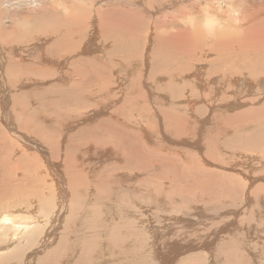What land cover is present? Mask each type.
<instances>
[{
    "label": "rangeland",
    "instance_id": "rangeland-1",
    "mask_svg": "<svg viewBox=\"0 0 264 264\" xmlns=\"http://www.w3.org/2000/svg\"><path fill=\"white\" fill-rule=\"evenodd\" d=\"M19 1L21 3L18 2V0H0V6L3 8L0 10V23L2 22L3 24L5 21L7 22L4 23V25L0 24V27L5 28V30L7 29L6 32H9L12 31L10 27L12 28L18 25L17 27L20 33L25 32L23 36L27 35L31 37L30 41L25 37L21 39V42L18 39L16 40L19 41L18 43L13 40V37L9 38L6 36L8 40L14 41L13 51L3 46L4 41L1 40L3 36L0 37V64L3 63L0 65V96H6L4 102L5 104L7 103V108L2 107L1 110L0 97V139L6 141V146L0 149V151L2 150L6 153L2 154L3 152L1 151L0 160L4 157H11L9 160L11 163L8 169L3 166L0 167V174H2L0 175V255L13 256L12 258L11 256L8 257L12 260L8 259L10 263L7 264H37V262L39 263V257L46 255L48 251L60 247L63 248L64 256H62V260L64 263L61 260L58 264H71V261H68L69 259L75 263V261L81 257L80 255L84 254V251H82L84 243L90 250L91 247L98 246L99 252L96 253L95 250L93 251L94 254L92 253V255L94 256L91 264H264V150H261L264 149V146L258 143L256 145L258 149H253L254 147L252 145L254 144H249L247 141L252 140L253 135L256 136L259 129H253V119L251 118H248V120L245 117H238L236 118L237 120H233L232 118L226 120L227 123L224 122L222 124L217 120L219 114L223 116H232L240 112H248L249 108L251 109L250 111L254 110L257 112L255 105H258V103L250 104V99L253 97L260 100L261 97L259 93L261 90H257L259 93L255 91L256 93L254 95L245 93L239 96L238 100L241 107L236 108L235 111H233L234 113L232 112L233 114L224 110H219L220 113L216 114L214 112L217 111L218 103L204 105L202 103L205 102H199L198 99H195L193 109L189 111L190 109H188L187 104L191 103L189 102L191 99V89L194 90V92H198L199 97L203 96V89L199 87V84L193 85L194 89L191 85V80L193 83L196 81L195 77L198 76L195 71L198 69L201 70V67L205 69L209 68V66L212 65H210V63L214 60V57L216 58L218 56L213 52L210 53L214 55L206 54V51H202V54L198 53L194 58L195 60L188 64L190 71L182 76L183 78L185 76V79L182 81L177 79L174 82L177 89L180 88L179 92L181 93L175 98L177 104L174 103L177 107L184 106L186 116H188L189 112L193 113L188 116L194 119L192 122L195 121L194 124H196L194 125L192 123L193 125H191V128L201 127L202 130V133L194 134L192 133L194 131L192 128L190 134H183L185 135L183 138H186L185 140L190 144V147H183L182 144L177 143V140L180 139L179 136L182 137L183 135L177 134L178 138L177 135L173 134L167 128H158L163 120L158 116L156 117L155 113L156 109L161 112L160 109L162 104L160 103L157 107L154 104L151 105V101H147L158 96L161 98L162 103L164 100V104H166V98L168 97H165L164 93H161L159 96L154 89L155 84H163V82H165V74L164 71H162L164 70V66L159 69V79L155 82L150 79L152 75V70L149 69L152 67L150 54L154 47L153 41L156 33L164 30L157 26V24H160L157 1L152 0L153 4H151L147 3L148 0H146L144 3V7L148 13L145 10L142 13L150 23L148 26L146 24L147 29L145 28L140 31V49H138L137 55H129L125 51L117 50L113 38L109 37L107 40L100 34L102 33L105 35L103 31L105 28H108L107 21L112 23V25L118 23L119 17H117V13L111 8L124 5L122 1L128 4L134 0H104L101 5L96 2L99 0ZM190 1L193 5L197 3L198 6L199 3L197 1L203 2H200L201 9L207 6L202 0H189V2ZM215 1L216 3L213 5L215 11H219V4H217V1L220 3V0ZM41 2L47 4V8L52 5L56 10L53 12L44 11L43 6L45 5L42 6ZM180 2L183 4L182 0H177V3ZM14 3L17 4L15 8L13 7ZM96 3H98V5H95ZM168 3L169 2L166 1L165 5L162 4L160 6L162 12L170 14V10L177 8V6L183 7L182 5L173 3L172 8H169ZM34 4L35 6H33ZM235 4L236 3H234V5ZM33 8L34 10H30ZM83 10L88 12L87 16L89 19L86 18L88 22L86 23V29L83 33L84 37L83 40L78 43L77 50L72 53V55L63 54V52L61 53L60 51L54 52L56 36L51 30L56 28V30H58V36L62 35V33L64 34L65 31H69L73 43H76V41L79 40L82 24L85 23L80 16V12ZM194 10V8L189 10V12H187L188 16L185 15V19L184 17L179 18L178 21H180L179 24L183 29L187 26L189 32L200 37L201 40H198L204 43L212 40L209 38V35L223 30L222 27L224 25V27H226L230 24L223 15L222 17L224 20L219 18L222 20L218 22L217 19V23L215 16L212 17V11L207 13V10H201L202 12L195 11L196 13H194ZM236 10L237 7L234 10L229 9L230 17H227V19H229L228 21L232 20L231 22L237 27V34L241 32L240 25H238L241 22L236 20L237 17L235 16L238 14L241 15V10L235 15ZM15 11L21 12L17 13ZM7 12L10 13L8 14ZM53 13L58 15H54ZM95 15L97 16L95 17ZM71 17L75 19L71 20ZM100 17L104 18L106 21L104 29H101L99 25ZM211 17L213 19H210ZM261 17L264 18V15L260 16V20L262 19ZM24 18L29 21H26ZM21 19L24 20L20 21ZM23 21L25 22L24 24L22 23ZM5 25L8 27L6 28ZM109 29L110 32L120 30L118 26L110 27ZM170 30L172 32V29ZM44 32L49 33V35L41 37ZM195 41H197V39H195ZM59 52L61 54H59ZM135 55L137 56L136 59L134 58ZM93 58H99L98 60L104 63L103 65L106 69H111V72L108 78L102 81L93 79L94 81L92 82L88 79L86 81V88L89 84L92 87L87 89V93L84 94H95L101 91H108L104 97L111 98V94L116 96L113 97L115 99H113L114 102L112 101L114 103L113 106L111 105L112 103H109L108 107H111L110 109H104L106 110L104 111L101 108L98 113H95V110L91 108L81 110L78 108L76 99H73L71 103L67 102L68 95L64 93L66 83L64 81H59V79H65L66 74L70 71L69 66L72 62L75 60H90ZM61 62L65 67L60 70L57 66H59ZM21 63L30 66L20 68V72L15 73L16 79H13V77L9 76V69L12 64L19 65ZM221 70L222 69H220V73L217 75L222 74ZM6 71L8 73H6ZM47 71L55 72V75L49 77L50 79L48 77L46 78L44 73ZM192 72L196 74V76L193 75ZM99 84L104 86L103 90L99 89ZM67 85L69 86V84ZM183 85L186 87L182 88ZM138 86L141 87L139 88ZM91 90L93 93H88ZM146 90L149 91L146 92ZM46 91L49 92L43 94ZM151 92L152 94H150ZM27 94L30 95L29 101L27 103L18 102L16 106H18L19 109L15 108L14 104L16 101H21L22 97ZM139 94H144L145 99L136 100ZM149 94L150 96H148ZM155 94L157 96H155ZM151 95L153 96L151 97ZM129 96H133L131 99H135L133 101L134 105L132 104V107H129V103L125 102L126 107L124 112L127 111L128 113H126L128 115L131 114L130 116L133 118L132 121L134 123L140 121L141 123L139 122V126H142L146 132L147 130L148 132L150 131L148 136L144 137L143 135L144 139L150 135L152 139L159 138L164 141L163 145L169 147L160 148V152L172 153L174 148H184L190 155L192 154V157L198 160L200 166L206 171L217 170L224 175L233 176L232 179L235 181V185L233 186V190L235 191L233 195L231 192L223 196V193H225L224 191L221 193V189H219V191L218 188H213V191L216 190L217 192L215 191L216 193L209 194V197L214 200V202H193L194 199L189 202L188 200L190 199L186 198V196H183L184 198H179L175 195H166V200L164 198H158L156 200L154 196L156 193L158 194L156 187L162 184V179H155L153 183L156 174L153 175L147 170L141 174L136 172V175L130 180L131 185L128 187L127 181L124 179L128 177V173L132 170L131 165L134 163L136 166L146 164L143 159L145 154L142 153L141 156H138L135 151V149L138 148V143L135 144L137 135H130L127 137L101 135L107 140L105 146L108 149L100 150L97 153L95 152L96 150L91 149L92 158L89 159V161L77 155L87 154L84 153L86 151V144L93 138L91 139L89 135L85 137L82 133L92 126L94 127L96 123H93L98 121L92 118H95V116H98L100 113L106 114L107 111H111L113 108L115 109L114 106H116L117 109L120 105L121 108V104L125 101L124 99L126 97L129 99ZM116 101L118 104L115 103ZM146 102H148V104ZM145 106L151 109L147 108L149 114L142 111ZM152 106H156V109ZM133 107H136L137 111H132L134 109ZM152 108H154L153 111ZM120 110L121 109L118 108V111ZM182 110L184 111V109ZM67 112H69V115ZM70 112H73L72 114L74 115L71 116L72 114ZM140 112H143V114ZM58 113H67L69 117L74 118L68 121H66L67 118H65L64 121H62L55 116ZM27 114L32 117V123L35 125L36 130L45 129L47 133L44 132L43 135H40L36 130H33L30 134V129L28 131L22 130L19 124L20 122H24L21 121V119L28 117ZM146 114L149 116L147 119L145 116ZM48 115L52 117H50L51 119L60 120L61 125L59 124V127L55 128L58 134H56L54 138L49 137L53 135V132L48 133L50 123L48 125V122L44 120ZM197 116L200 119L199 121H197ZM208 116H211L210 118H213L214 121L209 119ZM127 118L131 120L129 116H127ZM207 119L210 123L207 122ZM13 120H15L14 123ZM214 126H218V128L222 129L225 128L218 131V128L216 130ZM142 128L141 131L142 134H144L145 131L142 130ZM206 129L210 132L209 134L205 131ZM160 130L163 131V135H166L168 138L171 134L172 140L175 141L172 142L173 145H168L169 143H165L166 141L163 140V137H159L158 131L160 132ZM167 131L168 133H165ZM233 132L238 133V135L241 133L240 136L242 137H238V140L234 137L232 139ZM251 132L252 134H250ZM186 133H189V130ZM4 135H7V138H4ZM201 136H203V138ZM98 137H100V134H98L95 139ZM220 137L223 139L221 140ZM193 139L195 142H192ZM209 140L216 146V153H210L211 150H207L210 148L206 143L208 141L209 144ZM235 140H237L238 143ZM225 141L228 144L225 143ZM239 141L240 143L241 141L244 143L240 145ZM195 144L201 147V152ZM147 145L148 147H153L150 143ZM243 147L245 150L242 149ZM76 150H79L80 153ZM122 153L131 154L132 158H130L129 161L125 160L123 163V161L118 158ZM84 160H86V163ZM187 160L188 159L183 160L181 163L177 164V166L181 168L182 165L186 164ZM88 165L93 168H90ZM189 165V169L194 170L192 169L193 166H191V164ZM4 168L6 169L5 171ZM134 169L136 171V168ZM176 169L181 172L177 167ZM78 174L81 176L78 177L79 182L76 183L77 185L72 184L70 176ZM195 174L197 175V170L196 173L194 172L193 176H195ZM7 176H9L10 179L8 183L4 182ZM34 176L37 179H35ZM27 179L31 181L29 182L28 180L27 182ZM187 180L191 181V178L188 177ZM180 183L182 186L186 185L185 180H182ZM99 185L102 187H98ZM164 186L169 187L170 183L165 182ZM10 187L12 189L17 188V190L14 195L8 196L7 190H10ZM21 190L23 191L21 192ZM97 190L100 191L98 192ZM79 191V197L73 195L74 192ZM170 191L171 189H168L166 193ZM199 191L207 196L205 190L201 189ZM99 193L103 196L101 197V194L99 196ZM173 194L177 195L178 193L173 192ZM105 195L106 198H103ZM137 195H139L138 200L135 201ZM96 197L99 200L94 199ZM16 200L19 201L16 202ZM184 200H186V202H183ZM123 201H127L126 205L122 203ZM78 202H83L82 204L84 206L81 204L83 208ZM146 202H155V204H146ZM92 218L94 222L89 225V221ZM82 228L83 230H80ZM79 231L81 232L79 233ZM65 234H67L66 237L63 236ZM89 235L92 237L90 238ZM87 240H89L90 243H88ZM40 242H44L45 244ZM137 243L138 246L135 248ZM140 244H143L145 247L143 246L144 248L142 249L139 246ZM174 246H176V248ZM16 248L20 251L18 255L13 253ZM138 248H140V251ZM82 261L84 264H89L84 260Z\"/></svg>",
    "mask_w": 264,
    "mask_h": 264
},
{
    "label": "bare ground",
    "instance_id": "bare-ground-1",
    "mask_svg": "<svg viewBox=\"0 0 264 264\" xmlns=\"http://www.w3.org/2000/svg\"><path fill=\"white\" fill-rule=\"evenodd\" d=\"M35 1L37 2L38 0H35ZM103 1L104 0H99V1H96V2H98L99 5H101V3ZM145 1L146 0H134L133 2H130L128 4H125V2L122 1L124 3V5L112 7L111 9L114 10L117 13V17H119V18H118V23L117 24L115 23V25H112V23H110L109 21H107V27L108 28H105V22H106L105 19L102 18V17H100L101 19H99L100 20L99 25H100L101 29H104L105 28L104 31H103L105 35H103L102 33H100L101 36L104 37L107 40L109 39V37L110 38H113L115 40L114 43L117 46L116 47L117 50H119V51H125L129 55H133V54H136L137 55L138 54V49H140L139 48L140 31L141 30H144L149 25V23H150V22H148V20H146V17L142 13L144 10L148 13V11L146 10V8L144 7ZM154 1H157L158 2L157 3V7H158L157 8L158 9L157 11H159L158 12V17H160V20H159V23L160 24H157V26H159L158 28H162L164 30L156 33L155 39L153 41L154 42V47H153V50H152V52L150 54V58L152 60V62H151V66L152 67L149 68V69L152 70V75L150 76V79L153 82H155L157 79H159L160 78V71H159V69L162 66H164V70H162V71H164V74H165L164 75L165 76V82H163V84H155V88L154 89H155V92L159 96H160L161 93H164L165 94L164 96L165 97L168 96V97L166 98L167 99L166 100L167 101L166 104H164V102H165L164 100H163V103H162L161 98H159L156 94H155V96H157V97H154V99L151 98V100L150 99L149 100L146 99V100L148 102L151 101L152 102L151 105L154 104L157 107H158V105H160V103L162 104V107L160 109L161 112H159L155 108L156 106H152V107H154L156 109V113H155L156 114V117L157 116L160 117V119L163 120V122H164V124L162 122L161 125L158 128H160V129H163V127L164 128H167L168 130H170L175 135H177V134H180V135L185 134L186 135V134H190L191 133L190 130L193 128V127L191 128V125H193L195 121L192 122V120H194V119H191V117H188V116H190V114L192 112H189L188 113V116H186L184 106H182V107H177L176 106L177 103L175 102L176 101L175 98L178 97L181 93L179 92V89L180 88L177 89V86L175 85L174 82L177 79L180 80V81H182L183 79H185V76H184V78L182 76L185 75V74H187L190 71V68H189L188 64L195 60L194 58L197 56L198 53L202 54V51H206L205 52L206 54H211L210 52H213L215 55L217 54L218 56L216 58L214 57V60L210 63V65L211 64L212 65L209 66V68L205 69V68L201 67V70H199L198 68H197L198 70L195 69L196 70L195 73L198 76H196V74H194L192 72L193 75L196 76L195 77L196 81H194L192 83V80H191L192 88L194 89L193 85H195V84L198 85L199 84V87L203 89V91H202L203 92L202 93L203 96L199 97L198 96V92H194V90L191 89V91H190V97H191V99L189 101L191 103H188L187 104L188 109H190L189 111H192L193 106L195 104V99H198L199 102H205V103H202L204 105H212L213 103H218V106H217V109H216L217 111L214 112L216 114L220 113L219 110H221V111H223V110L224 111H229V112L232 113L233 111H235L236 108L241 107V104H240V102L238 100V97L239 96L244 95L245 93L248 94V95H254L256 93L255 91H257L259 89V90H261L260 93L258 91L257 92L259 93V96L261 97V99L259 100L257 98H253V97H251V99H250V102H251L250 104L258 103V105H255L257 112L254 111V110L253 111H250L251 109L249 108V110L247 109L248 112L247 111L240 112V113L234 114L232 116H227V115L226 116H223V115L219 114V116L217 117V120L219 122H221V124H222V123L226 122V120H228V119H232L233 118V120H237L236 118H238V117H245V118H247V120H248V118L253 119V129H256V130L259 129V132H258V134L256 136L253 135L252 140H247V139L246 140L249 142V144H251V143L254 144V145H252L254 147L253 149H255V148L258 149V147L256 146L258 143L259 144L261 143L260 145L263 144V146H264V134H262V133H264V18L261 17L263 20L262 19L260 20V16L261 15H264V0H260V1L259 0H220V3H219V1H217L218 2L217 4H219L218 5L219 6V11H217V10L215 11V8L213 6L216 3L215 0H202L207 5L206 7H203L202 9H201V4H200L201 1H197L199 3V6H198L197 3L196 4L194 3L195 5H193V3H191V1L189 2V0H187V1L186 0H182L183 1V4H181V2L180 3H177V0H154ZM166 1L169 2L168 3L169 4V8H172V4L173 3H177L178 5H182L183 7H178L177 6V8H174V9L170 10L171 11L170 14H168L167 12H162L160 6L162 4L165 5L166 4ZM18 2H20V1L18 0ZM44 2H45V0H44ZM1 3H3V2H1ZM9 3H8V5H9ZM22 3H23V1H22ZM91 3H93V2H91ZM98 3H96L95 5H98ZM147 3L153 4L152 0H148ZM186 3H188V4H186ZM201 3H203V2H201ZM225 3H227V4H225ZM234 3H236V4L234 5ZM104 4H105V2H104ZM10 5H11V3H10ZM15 5H17V4L14 3V6H13L14 8H15ZM25 5L27 6V4H25ZM43 5H45V6H43ZM33 6H35V4ZM42 6H43L44 11H52L53 12L54 10H56V8L55 7H52V5H51V7L47 8V4L42 3ZM8 7H10V6H8ZM27 7H29V6H27ZM39 7H41V6H39ZM190 7H191V9H190ZM236 7H237V10L235 12V15L238 14V12H240V10H241V13H240L241 15L238 14V15L235 16V17H237L236 20H239L241 22V23L238 24V25H240L241 32H239L237 34H236L237 27L234 26V24L231 22L232 20L231 21H228L229 19H227V17L228 18L230 17L229 16L230 15L229 9L230 10L231 9L234 10V9H236ZM70 8H72V7H70ZM193 8L195 9L194 10V13H196L195 11L202 12L203 10H207V13H210L212 11L214 13L213 14L211 12V14L213 15L212 17L215 16L216 22H217V19H218V22L220 20H222L223 19L222 15H223V16L226 17V21L227 22H230V24L227 23L228 24L227 25L228 27L227 26L224 27L225 26L224 25L222 27L223 30L218 31V32H216L213 35L212 34L209 35V38L212 39V40H214V41L211 40V41H207L206 43H204V42L200 41L201 40L200 37L195 36L191 32H189V29L187 28V26L185 27V25H184V27L186 29L185 28L183 29L181 27V25L179 24L180 21H178L179 18H183L184 17V19H185V15L188 16L187 12H189V10H192ZM1 9H3V8L0 6V10ZM30 10H34V8L33 9H30ZM76 11H78V10H76ZM15 12H17V11H15ZM19 12H21V11H19ZM19 12H17V13H19ZM7 13L9 14L10 12H7ZM47 13H49V12H47ZM87 13L88 12H86L85 10H83V11L80 12V16L83 18V20H84L85 23L82 24L83 26L80 29L79 40L76 41V43H73L72 36H71V33L69 31H65L64 34L62 33V35L58 36L59 34L57 35L58 30H56V28H54V29L51 30V32H53L55 34V36H56V40L54 42V46H55L54 47V52L60 51L61 53L63 52V54H66V55L67 54H71L72 55V53H74L77 50L78 43L81 42L83 40V37H84V34L83 33H84L85 29H86V23L88 22V20H86V18L89 19L88 16H87L88 15ZM194 13H193V15H194ZM203 14H204V12H203ZM54 15H58V14L55 13ZM189 15H191V14H189ZM96 16L97 15H95V17ZM212 17L210 19H213ZM219 18H222V19H219ZM24 19L26 21L28 20L26 18H24ZM24 19H21L20 21H22ZM70 19L71 20H74L75 18L74 17H71ZM196 19H197V17H196ZM4 23H7V22L5 21ZM4 23L2 24V22H1L0 24L4 25ZM22 23L24 24L25 22L23 21ZM146 24H147V26H146ZM181 24H182V22H181ZM212 24H213V21H212ZM6 25H8V24H6ZM6 25H5V27H6ZM17 26L12 27V28L10 27V30H12V31H9V32L7 31L9 34L6 32L7 29L5 30V28L0 27V37L3 36L2 37L3 39H1V40L4 41L3 46L4 47H7V49L9 48L10 51H13V49H14V46H13V42L14 41H16V40L19 39V41L21 42V39H23V37H25L28 41L31 40V37L30 36H27V35L23 36L25 32L24 33H20V30L18 29ZM114 26H118L120 28V30L114 31V32H110V29L109 28L110 27H114ZM87 28H88V26H87ZM170 29H172V32H171ZM48 35H49V33L44 32L41 37L48 36ZM6 36L9 37V38L13 37V40L14 41L12 42V40H8L6 38ZM195 39H197V41H195ZM198 39H200V40H198ZM19 41H16V42L19 43ZM92 47H94V46H92ZM113 47H114V45H113ZM109 51H111V50H109ZM60 52H59V54H61ZM119 53H122V52H119ZM3 54H4V52H3ZM56 54H58V53H56ZM214 54H211V55H214ZM17 55H18V53H17ZM136 55L134 56L135 59L137 58ZM15 56H16V54H15ZM69 59H71V58H69ZM98 59L93 58V59H90V60H87V59L86 60H75L69 66L70 71L66 74L67 77L65 76V79H59V81H64L66 83V86L64 88V90H65L64 93H66L68 95L67 96V102L71 103V101L73 99H76L77 104H78V108H80L81 110H85L87 108L88 109L91 108V109H94L95 110V111L92 110L95 113H98L101 110V108L103 110L104 109H110L111 107L110 108L108 107L109 106V103L110 104L112 103L111 105L113 106V104H114L113 102L115 100L113 97H116V96H113V94H111V98L104 97V95L107 94L108 91H101V92H97L95 94H84V93H87V89H89V88L92 87L89 84L88 87L86 88V81L88 79H90V81H92V82L94 81L93 79H97L98 81H102V80L108 78V76H109V74L111 72V69H106L104 67V65H103L104 63H102ZM0 60H1V58H0ZM100 60H102V59H100ZM1 64H3V63H1ZM27 66H30V65H28V64H22V63L19 64V65L12 64V66L9 69V76L13 77V79H16V74L15 73L20 72V68L27 67ZM56 66H57V64H56ZM57 67L61 70V69H64L65 66L61 62V63H59V66H57ZM220 69L223 70V71L221 70L222 74L221 75H217L218 73H220L219 72ZM145 70H146V68H145ZM67 71H68V69H67ZM157 71H159V72H157ZM162 71H161V74H162ZM6 73H8V72L6 71ZM44 74L46 75L45 76L46 78L47 77L49 78L51 76H54L55 75V72L47 71ZM88 76H89V78H88ZM221 76H222V78H221ZM135 82H137V81H135ZM67 84H69V86ZM179 84H181V83H179ZM184 87H186V86L183 85L182 88H184ZM99 89L100 90H103L104 89V86L102 84H99ZM147 91H149V90H146V92ZM47 92H49V91H46L43 94H46ZM88 93H93V91L91 90ZM144 94H139L137 96L136 100H138V99H140V100L145 99ZM150 94H152V92ZM150 94L148 96H150ZM127 95H128V93H127ZM152 96L153 95H151V97ZM29 97H30V95L27 94L24 97H22V100L21 101L20 100H17L16 103L14 104L15 105L14 107L15 108H18V106H16V104L18 102L27 103L29 101ZM127 97L124 99L125 101L123 100L124 102L122 104L119 101V103L122 105L121 108H120V105H119V107H117V109H116V106H114L115 109L112 107L113 109H111V111H107L106 114L100 113V114H98V116H95V118H92L93 120H98V121H96V122L93 123V124L96 123L94 125V127L92 126L91 128L85 130L84 133H82V135H84L85 137L87 135H89V136H91V139L93 138L92 140H89V142L86 144V151L84 153H87V154H85V155L77 154V155H80V156L88 159V161H89V159L92 158L91 149L96 150L95 151L96 153L99 152L100 150L108 149L105 146V142L107 140L103 136H101V135H105V136H114V135H116L117 137H124V136L127 137V136H130V135H135V136L137 135L136 138H135L136 139L135 144L138 143L137 144V147L138 148L135 149V151H136V154L138 156H141L142 153L145 154V156H144L143 159L145 160L144 162L146 164H142L140 166L139 165L136 166L135 163H134V164L131 165V169L132 170L128 173V177L124 179V180L127 181L128 187L131 185L130 180H131V178L133 176L136 175V172L138 174H141L142 172H145L147 170V171H149L153 175L156 174V176H154L153 183L155 182V179H159V178L162 179V184L160 186L156 187V191L158 192V194L156 193L157 195L156 194L154 195L156 200L158 198H164L166 200V197H167L166 195H168V196L175 195V196H177L179 198H184L183 196H186V198L190 199V200H188L189 202L191 200H193V199H194L193 202H195V201L196 202L197 201L214 202V200H212L209 197V194L214 193L216 191V190L213 191L215 188H218V190L221 189V193H222V191H224L225 193H223V196H226L224 194H230L231 192H232V195H233V193L235 191V190H233L234 189L233 186L235 185V183H234L235 181L232 179L233 176L231 177V176L224 175L223 173H219L220 171L218 172L217 170H216L217 172L216 171H206L205 169H203L200 166L198 160L195 159L194 157H192L191 156L192 154L190 155V153H188V151H186L184 148H183L184 150L182 148L181 149H178V147H177V149L174 148L172 153L160 152V150H159L160 148H162V147L163 148H168L169 147V146L166 147L165 145H163V142L164 141H162L159 138H155V137H154L155 139H152L150 137V135H149V137H146V139H144L145 136H148V134H149L150 131L148 132V130H147V132H146L142 128V126H139V124L141 123L140 121H139L140 123L138 121H137L138 123L137 122L134 123L132 121L133 118L130 116L131 114L128 115L127 114L128 113L127 111H126L127 113L124 112L125 107H126V103H129L128 106L129 107L130 106L132 107L133 101L135 100L134 98L131 99V97H133V96H129V99H127ZM119 98H116V99H119ZM4 99H6V96L1 97V110H2V107L7 108V103L5 104ZM117 101L115 102L116 104H118ZM148 102H146V103L148 104ZM101 106H103V107H101ZM129 107H128V109H129ZM118 108L121 109L120 111H122V112L118 111ZM147 108H149V107H147ZM147 108L145 106V108L142 109V111L144 113L146 112L147 114H149L148 111H147ZM154 108H152V111H153ZM181 108L184 109V111ZM135 109H136V107L132 111H137V109L136 110ZM104 111H106V110H104ZM143 112H140V113L143 114ZM67 113L69 115V112H67ZM67 113H58L55 116L58 117L62 121H64L65 118H67L66 121L71 120L72 118H74V117H69L67 115ZM147 114L145 115L146 116V119H147V117H149V116H147ZM155 114H154V116H155ZM73 115L74 114H72L71 116H73ZM27 116H28V114H27ZM127 116H129L131 118V120L128 119ZM215 116H217V115H215ZM50 117L51 116L48 115L46 118H44V120L48 122V125L50 123V128H49V132L48 133L53 132V135L51 133L52 136H49V137H53L54 138V136H56V134H58V131L55 128H58L59 127L60 120H54V119H51L52 117L51 118ZM194 117H196V116H194ZM210 117L211 116H208L209 119H211ZM12 119H14V118H12ZM16 119H18V118H16ZM22 119H21V121H24V122H20V124H19V127L22 130L28 131L30 129V131H31L30 134L32 133L33 130H36L35 129V125L32 123V117L28 116V117H24ZM197 119H198L197 121L200 120L199 117ZM211 120H213V118ZM14 121L15 120H13V123H14ZM17 121H19V120H17ZM134 121H135V119H134ZM208 121L209 120L207 119V122ZM208 123H210V122H208ZM214 124H216V123H214ZM194 125H196V124H194ZM136 126H137V128H136ZM140 127L142 128V130L145 131L144 134H142V131H141V128ZM195 128H193L194 131L192 133H194V134H196V133L199 134L200 132L202 133L201 127L200 128L197 127L196 129ZM217 128H218V126L215 127L216 130H217ZM221 129L222 128H218V131H220ZM188 130H189V133H186ZM36 131L40 135L41 134L43 135V133L46 132L45 129H40V130H36ZM205 131H207V129ZM55 132H57V133H55ZM160 132L158 131L159 137L160 138L163 137V140L166 141L165 143H169L168 145H170V144L173 145L172 142H175V141L172 140L171 134L169 133L170 136L168 138L166 135H163V131L160 130ZM214 132H216V131H214ZM236 132H233L232 139L234 137V138H236L238 140V137L241 138L242 136H240L241 133H240V135H238V133H236ZM165 133H168V131L165 132ZM209 133L210 132L207 131V134H209ZM98 134H100V137H98L97 139H95V137ZM250 134H252V132ZM143 135H144V137H143ZM185 135H183L182 137L179 136L180 139L177 140V143L182 144L183 147L184 146H186V147L189 146L190 147V144L187 142V140H185L186 138L185 139L183 138ZM6 136L4 135V138H7ZM177 137H178V135H177ZM201 137L203 138V136H201ZM194 139H193L192 142H195ZM220 139H221V137H220ZM237 140H235V141L237 142ZM196 141H197V139H196ZM211 142H210V140H209V144H208V141L206 142L207 145H209L208 147H210V148L207 147L208 148L207 150L210 149L211 150L210 153H216V151H215L216 146L213 145ZM148 143L152 144L153 147L152 148L151 147H148V145H147ZM225 143H227V142L225 141ZM239 143H240V141H239ZM241 143H244V142L241 141ZM241 143H240V145H241ZM199 144H200V142H199ZM197 145H196V147H198ZM3 146H6V141H2L1 140L0 149ZM189 147H188V149H189ZM193 147H195V146H193ZM244 147H245V145H244ZM244 147L242 149H244ZM170 148H173V147H170ZM198 148H199V151L201 152V150H200L201 147H198ZM198 148H196V149H198ZM118 149H120V148H118ZM204 149H206V148H204ZM261 150H264V149H261ZM1 151H0V153H1ZM76 151H78L80 153L79 150H76ZM217 151L219 152V149ZM2 152H3L2 154L6 153L4 151H2ZM55 152H56V149H55ZM120 152H122V151H120ZM207 153H208V151H207ZM70 155H68V156H70ZM187 155H188L189 158L187 157ZM74 156H76V155H74ZM10 158L11 157H4V158H2V160H0V167L3 166V167H6V169H8L9 168L8 166H10V163H11L9 161ZM118 158H120L123 161V163H124L125 160L126 161H129V159L132 158V156H131V154L122 153L121 156H119ZM186 159H188L187 162H186V164L182 165L181 168L179 166H177V164L181 163L183 160H186ZM70 161H72V160H70ZM85 161L86 160H84V162ZM189 164H191V166H193L192 169H194L195 171L189 169V166H190ZM88 166L90 167V165H88ZM176 167L181 170L182 177H181V172L178 171L176 169ZM90 168H93V167L91 166ZM134 168H136V171H135ZM6 169L4 168V171ZM196 170H197V175L195 174V176H193L194 175V172L196 173ZM9 172H11V171H9ZM0 175H2V174H0ZM248 176H250V175H248ZM78 177H81V176H79V174L78 175H72V176H70V179H72L71 180V183L72 184H76L77 182H79ZM188 177L191 178V181H188L187 180ZM34 178L37 179L35 176H34ZM9 180H10L9 179V176H7L5 178V180H4V182H7L8 183ZM28 180L29 179H27V182H28ZM182 180H185V183H186L185 186H182L181 185L180 182ZM30 181L31 180H29V182ZM165 182H169L170 183V186L169 187L164 186V183ZM18 186H20V185H18ZM98 187H102V186L99 185ZM168 189H171V191L168 192V193H166ZM201 189L205 190L207 196L203 195L204 193H201L199 191ZM16 190H17V188L12 189L10 187V190H7L8 196L14 195V193L16 192ZM22 191L23 190H21V192ZM173 192L178 193V194L177 195L176 194H173ZM104 193L105 194H108L106 192H104ZM100 194L101 193H99V196H100ZM20 195H22V194H20ZM73 195L79 197L80 196V191L79 192H74ZM95 195H97V194H95ZM216 195H218V194H216ZM17 196H18V192H17ZM102 196L103 195L101 194V197ZM138 196L139 195H137L136 198L134 197L135 198V201L138 200ZM97 197L94 198V199L99 200ZM19 198H20V196H19ZM103 198H106V195ZM24 199L25 198H24V193H23V200ZM18 201L16 200V202H18ZM126 202L123 201L122 203L124 205H126ZM183 202H186V200H184ZM219 202H221V201H219ZM82 203L83 202H80L79 204L81 205ZM122 203H120V204H122ZM128 203H130V202H128ZM147 203L148 204H150V203H154L155 204V202H146V204ZM82 205H81V207L83 208L84 205L83 206ZM82 216H83V214H82ZM3 222H4V220H3ZM3 222H1V223H3ZM93 222H94V220L92 218L89 221V225L91 223H93ZM80 230H83V228L80 229ZM91 230H92V228H91ZM116 230H114V231H116ZM80 232L81 231H79V233ZM94 232H96V231H94ZM84 234H86V233H84ZM63 236L66 237L67 234H65ZM89 236H87V237H89ZM91 237L92 236H90V238ZM44 242H40V243H44ZM87 242L90 243L89 240H87ZM144 243H145V241H144ZM32 244H34V243H32ZM143 244L142 245L141 244L139 245L142 249L145 247ZM35 245H37V244H35ZM137 246H138V243L135 246V248H137ZM97 247L98 246L91 247V250H90L88 248V246L84 243L83 246H82V251H84V254L83 255H80L81 257H79L75 261V263H73L72 260H70V259L68 261H71V264H76L77 261H78L77 264H84L83 261H82V260H84V261L88 262L89 264H91L92 259H93V256H94V255H92V253L94 254L93 251L95 250L96 253L99 252V250H98ZM174 247L176 248V246H174ZM37 250H38V248H37ZM138 250L140 251V248H138ZM13 253L18 255V253H20V251H19V249L16 248ZM9 256H11V255H9ZM9 256L0 255V264L10 263V262H8V259H11L13 256H11V258H8ZM62 256H64L63 255V248L60 247L58 249L48 251V253H46V255H42L41 257H39L40 260L38 259L39 263L37 262V264H58V262L62 260ZM62 262H63V260H62ZM22 264H24V263H22Z\"/></svg>",
    "mask_w": 264,
    "mask_h": 264
}]
</instances>
